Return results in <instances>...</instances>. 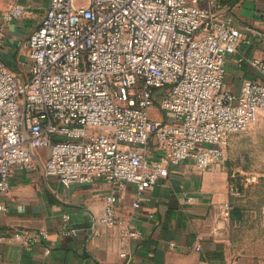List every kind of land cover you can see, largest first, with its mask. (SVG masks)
<instances>
[{
    "label": "built area",
    "instance_id": "1",
    "mask_svg": "<svg viewBox=\"0 0 264 264\" xmlns=\"http://www.w3.org/2000/svg\"><path fill=\"white\" fill-rule=\"evenodd\" d=\"M233 1L50 0L28 39L27 75L0 60V194L48 148L43 168L64 185L111 184L102 220L114 224L125 183L137 185L139 206L170 165L193 159L207 168L224 159L229 135L264 118V56L242 55L261 76L245 79L239 93L225 86L228 57L241 44L264 53V28L237 24ZM24 13L16 1L4 16ZM153 107L169 120L153 118ZM151 139L158 158L136 148ZM232 177L238 195L242 184ZM7 209L0 202V212ZM18 236L29 247L47 231Z\"/></svg>",
    "mask_w": 264,
    "mask_h": 264
},
{
    "label": "crops",
    "instance_id": "2",
    "mask_svg": "<svg viewBox=\"0 0 264 264\" xmlns=\"http://www.w3.org/2000/svg\"><path fill=\"white\" fill-rule=\"evenodd\" d=\"M16 1L25 6V13L6 21L4 15ZM49 4L50 0H0V60L13 71L27 75L28 39ZM233 5L237 24L264 28V0H234ZM242 55L264 53L259 46L241 44L229 55L225 86L234 93L241 91L245 79L261 76L254 66L240 61ZM136 148L150 158L161 155L153 139ZM36 154V167L18 170L9 192L0 194L8 208L0 212V264H264V251L238 233L244 214L232 204L234 165L227 154L207 168L193 159L170 165L169 175L143 195L139 206L137 185L125 183L116 191L114 224L102 220L109 182L66 186L43 168L49 149L40 148ZM35 230H46L47 236L26 247L18 234ZM47 247L51 254H46Z\"/></svg>",
    "mask_w": 264,
    "mask_h": 264
},
{
    "label": "rangeland",
    "instance_id": "3",
    "mask_svg": "<svg viewBox=\"0 0 264 264\" xmlns=\"http://www.w3.org/2000/svg\"><path fill=\"white\" fill-rule=\"evenodd\" d=\"M151 116L167 121L171 114L153 107ZM226 154L234 165L233 174L242 184L240 194L232 196V204L244 214L238 233L250 245L264 251V119L248 133L232 136Z\"/></svg>",
    "mask_w": 264,
    "mask_h": 264
}]
</instances>
